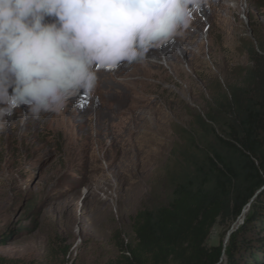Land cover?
I'll return each instance as SVG.
<instances>
[{"label":"rangeland","instance_id":"obj_1","mask_svg":"<svg viewBox=\"0 0 264 264\" xmlns=\"http://www.w3.org/2000/svg\"><path fill=\"white\" fill-rule=\"evenodd\" d=\"M197 14V42L172 68H147L141 83L98 73L89 100L58 114L22 123L27 108L17 110L0 133V257L106 264L133 240L138 211L168 203L200 154L201 118L242 81L250 43L264 45V0H205ZM242 219L216 223L207 244L225 243ZM249 236L252 264H264V229Z\"/></svg>","mask_w":264,"mask_h":264},{"label":"trees","instance_id":"obj_2","mask_svg":"<svg viewBox=\"0 0 264 264\" xmlns=\"http://www.w3.org/2000/svg\"><path fill=\"white\" fill-rule=\"evenodd\" d=\"M251 66L200 120L199 155H188L167 204L133 218V240L106 264H252L253 235L264 229V45L251 42ZM199 149V150H200ZM244 210L245 213H244ZM241 223L208 245L216 223ZM249 251V253H247ZM250 257L247 260L244 256ZM14 260L0 257V264ZM48 264H64L50 262Z\"/></svg>","mask_w":264,"mask_h":264},{"label":"clouds","instance_id":"obj_3","mask_svg":"<svg viewBox=\"0 0 264 264\" xmlns=\"http://www.w3.org/2000/svg\"><path fill=\"white\" fill-rule=\"evenodd\" d=\"M193 0H0V133L61 113L98 72L143 62L182 35Z\"/></svg>","mask_w":264,"mask_h":264},{"label":"bare ground","instance_id":"obj_4","mask_svg":"<svg viewBox=\"0 0 264 264\" xmlns=\"http://www.w3.org/2000/svg\"><path fill=\"white\" fill-rule=\"evenodd\" d=\"M204 2L205 0H193V4L189 6L191 9V20L188 26L185 29H183L182 35L178 36L175 40H173L172 42L166 45H163L159 48L151 50L148 53L147 60L143 62L133 63L130 65L125 64L115 71L106 72V71L100 70L98 73H100L101 75L105 77L106 76L122 77V78H126L132 81H136L135 83H141L143 82V78L145 79V75L147 73H145L144 70H146L147 68L150 69L153 66H159L161 64H165L166 66L172 68L173 63H171L172 62L171 58H174V53L184 57V50L186 49L184 45L187 44L191 46L197 40V36H196L197 32L199 31V29H201L197 11L198 9H200V3L204 4ZM89 94L91 95V93ZM82 97L83 98L85 97L87 101L89 100L88 93H83V92L77 94L73 98L75 101L77 100L79 101V99H81ZM124 97H130V95H124ZM73 98L70 100H73ZM142 100L147 101L148 103L157 102L156 98H150V97H146L145 99H142ZM156 105H158V103Z\"/></svg>","mask_w":264,"mask_h":264}]
</instances>
